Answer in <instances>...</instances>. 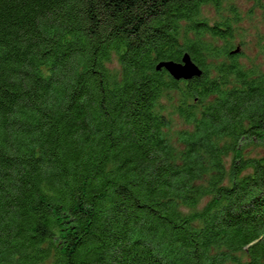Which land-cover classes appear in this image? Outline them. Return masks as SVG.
Masks as SVG:
<instances>
[{
    "label": "trees",
    "instance_id": "obj_1",
    "mask_svg": "<svg viewBox=\"0 0 264 264\" xmlns=\"http://www.w3.org/2000/svg\"><path fill=\"white\" fill-rule=\"evenodd\" d=\"M252 1L0 0V264H264Z\"/></svg>",
    "mask_w": 264,
    "mask_h": 264
},
{
    "label": "rangeland",
    "instance_id": "obj_2",
    "mask_svg": "<svg viewBox=\"0 0 264 264\" xmlns=\"http://www.w3.org/2000/svg\"><path fill=\"white\" fill-rule=\"evenodd\" d=\"M241 11L245 13L249 7L253 5L252 0H236ZM243 26L246 28L245 43L240 46V49L249 57L256 59L259 63L264 65V54H258L256 42H264V10L261 8H254L250 17H246ZM259 36V37H258ZM240 39H236L238 44ZM241 59H245L242 57Z\"/></svg>",
    "mask_w": 264,
    "mask_h": 264
},
{
    "label": "water",
    "instance_id": "obj_3",
    "mask_svg": "<svg viewBox=\"0 0 264 264\" xmlns=\"http://www.w3.org/2000/svg\"><path fill=\"white\" fill-rule=\"evenodd\" d=\"M240 51V46L237 45L230 52L232 54ZM156 69H165L175 80H188L191 77L199 76L202 69L192 60L189 53L184 52L179 61L161 60L156 64Z\"/></svg>",
    "mask_w": 264,
    "mask_h": 264
}]
</instances>
